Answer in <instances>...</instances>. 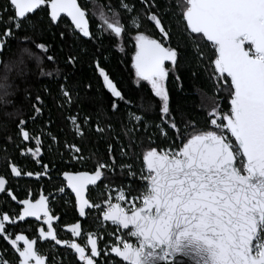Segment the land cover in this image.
<instances>
[{"label":"snow or ice","instance_id":"obj_1","mask_svg":"<svg viewBox=\"0 0 264 264\" xmlns=\"http://www.w3.org/2000/svg\"><path fill=\"white\" fill-rule=\"evenodd\" d=\"M125 39L150 97L102 66ZM182 69L199 119L173 112ZM0 155V264H264V0H0Z\"/></svg>","mask_w":264,"mask_h":264},{"label":"trees","instance_id":"obj_2","mask_svg":"<svg viewBox=\"0 0 264 264\" xmlns=\"http://www.w3.org/2000/svg\"><path fill=\"white\" fill-rule=\"evenodd\" d=\"M83 3L84 0H81ZM124 43V49L125 51L123 53H120L119 51H116L113 49L114 55L110 54V57L107 61L103 62V67L105 70L110 74V77L113 79V81L117 84L119 89L123 92V94L126 97H130L132 99H138L140 96L150 97V89L147 87L146 82H141V87L137 88L134 81H135V75L134 70L131 68V55L134 51V48L132 46L131 41L125 39ZM54 55L57 56V58H61L64 53L60 52L57 46V50L54 52ZM70 72L74 73L73 79H79L84 83L90 82L94 89H99L103 91L102 88V81L98 80L97 74L95 71L88 67L87 65H77L76 69L72 70L69 69ZM181 78L184 81V87H185V94L180 95L176 92V90L173 87L172 82L169 83V88L172 92V107L173 112L175 113L176 110L182 109L185 114L194 116L196 119H199V116L197 115L198 109L196 108V105L199 104V96L195 92L192 84L189 80V75L185 70H181L180 72ZM41 87H43V83L41 84ZM52 87H55V85H52ZM203 91L207 94H211V85H205L203 88ZM155 119L158 121V109L155 114ZM58 130L53 128V132H57ZM45 145V149H46ZM15 158V157H13ZM53 162L57 165V167H61L60 160L55 157L53 154H49L45 151L44 154V162ZM37 166L34 163H31L28 165L29 169H34ZM77 167H80L77 165ZM0 174L7 175L6 168H5V160L3 155H0ZM53 174H57L55 170L53 171ZM58 175V174H57ZM99 183V182H98ZM102 192V186L100 189H96L93 192V200L99 201L102 199L101 197ZM0 200H2L0 198ZM94 221H97V217L94 214L93 220H92V230L96 229V223ZM103 235V233H101ZM72 261L69 259L68 264H71Z\"/></svg>","mask_w":264,"mask_h":264},{"label":"flooded vegetation","instance_id":"obj_3","mask_svg":"<svg viewBox=\"0 0 264 264\" xmlns=\"http://www.w3.org/2000/svg\"><path fill=\"white\" fill-rule=\"evenodd\" d=\"M34 170V169H31ZM54 179L56 180V182H58L60 179H62V177H60L57 174H53ZM11 186L16 189V194L18 195V197L23 198L25 195V189L31 187L33 191L38 192L40 190V188L42 187H47L43 181H41L39 183V186H37L35 183H23L21 182L19 185V188H17V181L15 179L12 180L11 182ZM91 187V186H90ZM2 200H0V205L4 204V200L3 198H1ZM91 199L93 200V194L91 196ZM94 201V200H93ZM13 207V204L10 203L8 205V208H6V210H11V208ZM68 209V213L65 216L64 214V210L63 209H57V214L61 216V221H60V227L57 229V233L59 235V237L61 239H70L71 238V234L68 233L66 231L65 225H68L70 223H73L76 221V219L78 218V214H76L73 210V206L70 205H66L65 206ZM94 214L92 216H89L87 218V223H85V228L92 229V220H93ZM83 219V218H80ZM27 234L31 237L33 236L32 230L29 228ZM0 247H2V243H0ZM37 247L39 248V250L41 252H47L49 250L50 244L49 243H44V242H38ZM56 248H59V246H56ZM67 259L65 260V264H68L69 259H71L72 263L71 264H75V262L72 259V256L70 254H67Z\"/></svg>","mask_w":264,"mask_h":264},{"label":"water","instance_id":"obj_4","mask_svg":"<svg viewBox=\"0 0 264 264\" xmlns=\"http://www.w3.org/2000/svg\"><path fill=\"white\" fill-rule=\"evenodd\" d=\"M178 261L180 262V264H188V262L185 261L184 258H178Z\"/></svg>","mask_w":264,"mask_h":264}]
</instances>
